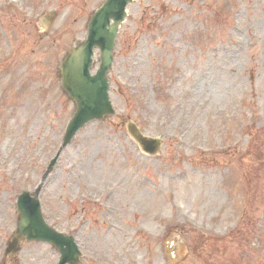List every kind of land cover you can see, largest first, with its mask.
<instances>
[{"label":"rangeland","instance_id":"obj_1","mask_svg":"<svg viewBox=\"0 0 264 264\" xmlns=\"http://www.w3.org/2000/svg\"><path fill=\"white\" fill-rule=\"evenodd\" d=\"M105 1L0 0V264L59 261L37 243L5 255L18 197L39 187L75 110L62 59ZM128 13L110 76L118 115L62 154L40 197L47 221L76 236L85 264L120 242L108 264H264V0H135ZM129 121L164 139L159 158L140 155ZM107 188L119 207L82 200Z\"/></svg>","mask_w":264,"mask_h":264},{"label":"water","instance_id":"obj_2","mask_svg":"<svg viewBox=\"0 0 264 264\" xmlns=\"http://www.w3.org/2000/svg\"><path fill=\"white\" fill-rule=\"evenodd\" d=\"M130 2L131 0H108L89 24L88 41L72 50L62 65L63 88L78 105L76 115L70 123L68 141H71L87 123L101 120L105 115L110 116L114 113L109 101L107 73L111 70L115 40L120 25L127 16L126 8ZM55 18L56 16L48 15L43 19L46 28H50ZM96 48L102 51V64L97 76L92 77L90 68L93 65L92 57ZM129 131L146 152L152 154L159 152L160 140L146 139L135 126H131ZM20 205L25 221L20 224L17 239L12 245L14 251H17L22 235L27 236L29 240L40 241L49 240L53 236L38 212L39 206L36 201H33L32 205L23 202ZM31 211L36 212L33 217L30 216Z\"/></svg>","mask_w":264,"mask_h":264}]
</instances>
